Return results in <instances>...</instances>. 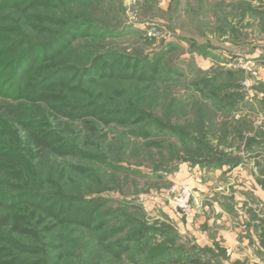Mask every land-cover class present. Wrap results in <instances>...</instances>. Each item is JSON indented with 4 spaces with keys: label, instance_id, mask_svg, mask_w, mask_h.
Returning <instances> with one entry per match:
<instances>
[{
    "label": "rangeland",
    "instance_id": "obj_1",
    "mask_svg": "<svg viewBox=\"0 0 264 264\" xmlns=\"http://www.w3.org/2000/svg\"><path fill=\"white\" fill-rule=\"evenodd\" d=\"M34 1L0 13L11 31H0V104L10 105L0 112V193L103 203L87 225L65 208L69 215L49 216L28 203L0 205V217L25 218L24 232L9 225L5 235L41 248L15 255L42 264H264V0ZM83 21L59 54L35 52L25 82L15 63L5 65L9 41L20 45L17 60L27 43L48 45ZM59 69L68 71L48 78ZM42 78L48 103L29 92ZM59 104H93L95 113L71 119L55 113ZM101 111L127 116L105 122ZM32 120L53 136L52 158L35 154L24 126Z\"/></svg>",
    "mask_w": 264,
    "mask_h": 264
},
{
    "label": "trees",
    "instance_id": "obj_2",
    "mask_svg": "<svg viewBox=\"0 0 264 264\" xmlns=\"http://www.w3.org/2000/svg\"><path fill=\"white\" fill-rule=\"evenodd\" d=\"M10 1V3H9ZM24 0H1L0 1V13H2V11H6L5 13H7L8 11L10 12H14L15 11H24V8H22L23 6L20 4L22 3ZM44 4V5H53L52 4V0L47 1V3H43L46 2V0H36L34 1V4ZM50 2V3H49ZM22 6V7H21ZM37 6V5H36ZM8 21V19H7ZM86 23L80 22V23H73V25L71 26V28L67 29L61 36H59L56 40H53L52 42H50L48 45L43 44V45H39L37 43H33V42H29L27 43L26 47L24 48L23 52H20L18 54L19 58H17V60H13V58L17 57V51L18 48H20V45L18 42L15 41H9L7 47H6V52L7 55L9 54H14L13 56H11V61L7 62L5 65L9 68V66L13 65V63H15V65H17V69H16V73L14 74L16 79H18V81L21 82H25L26 79L28 78V74L31 72V70H35L36 67H34V64L36 63V55L35 52L40 49V51H42L43 56H45L46 54L49 57H54V55L59 54L60 50L67 45V43L69 42L68 39L70 36V33L73 32L74 30H76L77 28H80L82 26H84ZM0 31L2 32H11L7 29H1ZM50 51V52H49ZM52 52V53H51ZM50 53V54H49ZM35 55V57H34ZM44 58V57H42ZM68 71L67 69H59L58 71L54 72L51 76H49L48 78H55L58 77V73L60 74H64L63 72ZM86 72V70H84L82 73L84 74ZM123 74V73H122ZM91 79V82L94 80V76L90 75L88 72L85 73L84 78ZM48 78L44 79L42 78V80L38 83V81L36 83L33 84V87L31 86L29 92L31 94V97H33L34 99L36 98L37 100L40 99L41 101H45L46 103H48L49 101H52V99H54L53 96H46L43 95L42 93H40L38 95V92L43 90V86L45 85V83L49 80ZM61 78H63L61 76ZM86 79V80H87ZM85 80V79H84ZM62 79L59 81V83L62 84ZM48 99V101L46 100ZM10 106V105H9ZM8 105H1L0 104V112L3 110H10V107ZM95 107L93 106V104H88V105H83V106H73V105H58L57 107H55L54 111L55 113L58 115H63V116H67L70 117L71 119L77 117H80L81 114L85 115H93L92 113H95L94 110ZM13 111L10 112V116H13L12 114ZM103 117H102V121L105 122H109L111 120L117 121V122H123L125 117L127 116L126 112H106V111H101ZM35 125V122L32 120L29 124H25L24 126L28 129V127H31L30 130H28V134L32 137V146L34 148L35 154L39 155V159L40 161L43 158H46L48 156L49 158H52L55 154L58 153L57 149H53L52 148V141H53V136L51 134L48 135V133L44 134L43 132H37L33 126ZM28 126V127H27ZM62 149H65L62 147ZM69 148H66V150H68ZM69 152H71V149H69ZM28 203L30 206L37 208L40 212L42 213H47V215H53L54 213H57V215H69L67 213L68 210H70V219L73 220L74 218L76 219L77 217L79 218L80 216H82L81 218L84 220L85 225H87V223L90 221V213L93 210L98 209L100 206H102L103 201L101 199L95 198V199H90L87 202H82L79 201L77 202L76 200H72V201H68V199H60V203L55 202L54 199H51L50 197H44L41 194H37V193H31L28 195V193H20V194H11V195H6V194H1L0 193V205H4V207L9 208V209H14L15 206H17V204L19 203ZM50 205H47V204ZM47 206V207H46ZM64 208L67 210L64 211ZM73 210V211H72ZM77 210L76 216H73V212ZM64 218V217H62ZM69 219V218H68ZM54 220V219H53ZM25 218L22 215H17V214H5L3 216L0 217V242H4L5 244H7L9 247H3L0 246V264H42L41 261H36L35 263H30L29 261H27L26 259L21 258L18 255H15L14 252H29L32 254H37L41 252V248L37 247L36 249H30V250H25L24 247L20 246L19 243L11 237H7V235H5V231L4 229H6L9 225L8 228L11 229L12 232L14 233H22L24 231H22V227H21V223H24ZM67 221L66 218L64 219V222ZM62 222V223H64ZM82 224V225H83ZM136 236H138V243H146L147 239V234L145 231H140L139 233L136 234ZM122 245V244H121ZM121 245L119 246V244H117V246L121 247ZM6 246V245H5ZM110 250V247L108 248ZM111 251V250H110ZM13 252V253H12ZM113 252V251H112ZM114 253V252H113ZM116 256L118 255V253H114ZM59 257H53L54 260L58 259Z\"/></svg>",
    "mask_w": 264,
    "mask_h": 264
}]
</instances>
